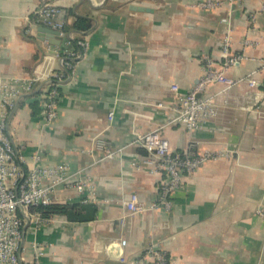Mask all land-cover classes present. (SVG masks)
I'll list each match as a JSON object with an SVG mask.
<instances>
[{
	"label": "crops",
	"instance_id": "1",
	"mask_svg": "<svg viewBox=\"0 0 264 264\" xmlns=\"http://www.w3.org/2000/svg\"><path fill=\"white\" fill-rule=\"evenodd\" d=\"M46 1L0 0V75L60 71L62 41L53 44L34 23ZM50 1L73 9L63 15L68 24L75 16L93 18L88 47L60 87L57 119L47 123L39 86L18 101L8 132L26 155L40 152L43 164L85 171L97 211L89 222L56 216L45 225L27 223L23 248L42 246V264H124L121 257L135 259L151 244L172 264H264V86L254 89L246 80L255 75L264 83V0H221L215 8L200 7L204 0ZM227 36L231 52L244 56L227 70L240 83L209 85L203 96L216 100L217 116L189 132L172 122V88L186 94L199 83L203 55L221 69ZM155 129L174 152L194 145L222 156L186 175L170 209H151L167 177L146 167V151L131 145ZM100 140L124 150L108 159ZM58 195L57 204L77 206L86 197L71 187ZM132 195L144 212L129 213ZM122 241L127 245L119 249Z\"/></svg>",
	"mask_w": 264,
	"mask_h": 264
},
{
	"label": "built area",
	"instance_id": "2",
	"mask_svg": "<svg viewBox=\"0 0 264 264\" xmlns=\"http://www.w3.org/2000/svg\"><path fill=\"white\" fill-rule=\"evenodd\" d=\"M235 2L237 0H227ZM221 0H204L200 7L215 8L221 6ZM64 11L52 1H46L35 11L34 21L36 27H44L58 31L62 39L64 50H56L60 58V71L48 74H35L33 77L20 78L16 76L0 75V264H42L43 247L33 243L28 251L23 248L25 227L27 223L45 225L53 221V218L45 220L40 213L33 212V208L41 205H51L59 200V192L62 188H74L79 194L84 195L85 203L94 202V190L91 179L85 171H71L66 163L53 166L43 164V155L40 152L25 154V149L17 146L8 132V122L12 111L18 101L27 94L33 93L37 87L43 89V109L46 121L52 124L58 117V92L57 88L63 86L72 78L76 65L82 60L88 42L86 37L78 42L83 49L80 54H74L69 48L67 39H74L72 34H67L64 27L67 21L63 18ZM2 41L0 40V46ZM223 64L221 69L215 67L214 61L206 55L202 56L205 64V74L199 83L188 93L179 92V87L174 86L175 93L174 112L172 120L189 132L196 131L217 116L216 100L213 97H205L203 93L211 84H221L226 89L237 85L238 79L227 75V70L238 66L244 59L243 55H234L231 52L230 38L227 36L222 48ZM264 70V59L262 60ZM69 71L67 78L64 72ZM57 79V84L53 85ZM251 88L257 89L264 86L255 75L246 78ZM44 87L42 88V84ZM113 113L109 115L112 119ZM143 148L147 155L143 163L146 167L166 174V182L161 187L156 203L151 209L171 208L173 195L181 190L186 180V175L201 168L209 160H214L219 155L209 152H198L194 145L185 151L174 152L170 142L162 136L160 129L151 130L135 137L132 144ZM97 148L105 152V157L114 159L124 150L112 149L104 141L97 143ZM131 215L144 212L146 209L140 205L137 195H132L125 203ZM264 218V213L259 211ZM127 245L122 241L117 246L119 249ZM124 264H172L170 258L156 245L151 244L141 256L129 260L121 257Z\"/></svg>",
	"mask_w": 264,
	"mask_h": 264
},
{
	"label": "trees",
	"instance_id": "3",
	"mask_svg": "<svg viewBox=\"0 0 264 264\" xmlns=\"http://www.w3.org/2000/svg\"><path fill=\"white\" fill-rule=\"evenodd\" d=\"M62 9V8H61ZM63 10V9H62ZM65 15L67 17L72 16L74 14L73 9L72 10H63ZM34 21L36 20V17L34 16ZM94 25L93 18L87 17V16H75V21L72 24H66L64 27V31L67 34H72L74 39H67V41L70 43L69 48L73 51L74 54H80L83 52V49L78 45V42L81 40H84L85 37L92 31ZM61 51L64 50L63 44L60 46ZM69 75V71L64 72V79L67 78ZM53 85L57 84V79H53ZM58 92V98L56 100L58 101V104L61 99V90L60 87L57 88ZM40 94V93H39ZM38 93H36V96H39ZM81 209V206L72 205L70 203L66 204H51V205H41L38 207L33 208V212L40 213L42 218L45 220H49L52 217L56 216H67V214L70 211H74L75 214L79 215V211Z\"/></svg>",
	"mask_w": 264,
	"mask_h": 264
},
{
	"label": "water",
	"instance_id": "4",
	"mask_svg": "<svg viewBox=\"0 0 264 264\" xmlns=\"http://www.w3.org/2000/svg\"><path fill=\"white\" fill-rule=\"evenodd\" d=\"M39 31L41 34H44L48 40H51L53 44H60V41H62L60 34L58 31L40 27ZM81 210L84 211V214L77 215L74 213V211H70L67 214V219L70 222H89L94 220L95 213L97 211V207L93 203H85L81 205Z\"/></svg>",
	"mask_w": 264,
	"mask_h": 264
}]
</instances>
